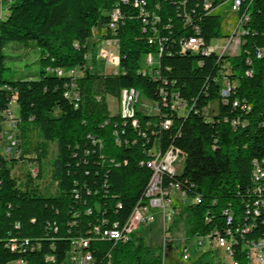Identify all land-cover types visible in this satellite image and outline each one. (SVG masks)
<instances>
[{"label":"trees","instance_id":"1","mask_svg":"<svg viewBox=\"0 0 264 264\" xmlns=\"http://www.w3.org/2000/svg\"><path fill=\"white\" fill-rule=\"evenodd\" d=\"M232 1L6 0L0 19V131L4 112L16 104L17 134L11 135L18 141L10 157L0 150V264H66L77 236L90 238L93 264H160L159 247L140 236L121 242L93 233L96 225H121L144 197L150 177L146 149L154 141L162 150L172 145L184 153L181 173L167 178L189 199H199L177 207L171 231L181 226L185 245L195 236L230 230L229 264H250L245 243L264 236V208L252 213V161L264 163V0H240L235 12ZM96 32L116 39V72L87 66L86 42ZM237 33V53L202 51L212 39ZM190 37L201 39L200 49L183 52L181 42ZM8 42H31L38 49L37 78H2ZM148 53L158 62L142 73L140 59ZM47 67L76 68L78 75ZM224 84L230 89L222 96ZM130 88L160 108L158 114L137 112V126L110 113L106 103V96L118 101L121 90ZM67 90L78 99L67 97ZM172 93L186 102L184 114L169 109ZM213 100L217 108L210 115ZM52 142L50 178L56 188L44 195L37 181ZM23 160L38 170L18 184L11 168ZM176 249L181 255V244ZM188 264L224 262L205 251Z\"/></svg>","mask_w":264,"mask_h":264},{"label":"built area","instance_id":"2","mask_svg":"<svg viewBox=\"0 0 264 264\" xmlns=\"http://www.w3.org/2000/svg\"><path fill=\"white\" fill-rule=\"evenodd\" d=\"M6 0H0V19L4 17V8ZM240 0H233L231 3L230 9L235 12L238 9ZM137 2H135V5ZM208 4H205L207 7ZM112 18L115 19L118 15V10L115 9L111 13ZM113 22L108 24V29L112 30ZM230 36L227 40L220 46V53H224L227 49L231 38ZM107 44H115L117 47V42L115 38H106ZM151 41V40H149ZM201 39L197 37H190L181 42V49L183 52H188V49H200ZM203 52L215 51V48L210 45L202 49ZM102 54L106 56L109 62L117 64L118 56L112 54L111 51H102ZM260 53H258V56ZM145 67L141 68L142 73H150L154 66L153 54L148 53L144 58ZM48 72H55L58 75H66L70 78H75L78 75L76 68H51L47 67ZM113 72H116L114 70ZM74 85V84H72ZM74 87V86H73ZM230 86L224 84L221 90V95L224 96L229 92ZM67 97L71 99H78L77 93L75 91L67 90L65 93ZM140 95L139 91L134 90H121L120 98L118 100L117 112L120 117L128 119L132 126H137V112L143 114H158L159 105L143 96L139 100ZM145 100V102L143 101ZM164 99V98H163ZM236 104V101L234 102ZM166 104V102H164ZM168 107L171 111L176 112L179 115H182L186 111V102L178 97L177 94L172 93L170 100L167 102ZM145 109L142 110L141 108ZM6 115L7 121L14 124L16 116L13 113H10V110L4 112ZM234 123V122H233ZM170 124V119L165 118L161 121V125L166 128ZM142 136H144V133ZM15 139L11 134L8 136V144L4 147V153H9L12 146L15 144ZM147 159L144 161L145 165L150 169V177L148 179L144 197L136 202L131 212L129 213L126 220L120 225L117 221L112 222L110 225L104 224V227H93V233L98 236L100 239H112L114 241H127L131 235L135 234V230L140 226H147L148 223L152 221L153 215L149 212L150 207H155L161 214L163 221V248L159 249L160 255H163L165 248L170 246L169 239L171 234L169 232L170 225L167 224V220L172 222L174 213L177 207H181L188 202L194 203L199 199L198 197H193L189 199L186 192L181 189L178 182L169 180L167 177L175 175L174 163L178 160L179 156L184 160V153L174 147L169 145L165 149H161L158 145V142L154 141L151 143L149 148L146 149ZM253 160L252 161V181H253V208L252 213L258 214L260 208H264V187L260 185L261 178L264 177V163ZM36 174L35 170H32ZM167 179V180H166ZM185 203V204H184ZM176 206V207H175ZM224 213L227 215V222L230 221V213L227 210H224ZM106 223V221L104 222ZM226 235H220L216 230L211 234L205 236H195L193 237V243L197 246H202L206 243L207 246L212 248L213 246H218L223 248V244H231L234 241V237L230 230H226ZM90 238L86 236H77L71 239L70 249L66 253V264H93V255L89 249ZM12 247H14L12 245ZM247 250V258L250 264H264V236L255 238L253 240L247 241L245 243ZM169 249V247L167 248ZM187 244L181 243V256L182 259L187 260L189 256L186 253ZM230 258V254H228ZM164 257V256H163ZM230 261V259H229ZM17 264H27L26 260L18 259L16 260ZM110 264V263H108ZM164 264V263H162Z\"/></svg>","mask_w":264,"mask_h":264},{"label":"rangeland","instance_id":"3","mask_svg":"<svg viewBox=\"0 0 264 264\" xmlns=\"http://www.w3.org/2000/svg\"><path fill=\"white\" fill-rule=\"evenodd\" d=\"M227 40V37L214 38L210 41V46L215 48L216 53H220V46L224 44ZM238 43L239 35L238 33L233 35L230 40V43L227 49L224 51L225 54L233 55L238 52ZM87 66L91 70H95L98 73L101 72H113L116 70L117 64L111 63L108 61L105 55L102 54V51H111L113 55L117 56V47L115 44H107V39L105 37H99L94 34L92 38L87 40ZM3 53L6 56L5 66L6 69L2 73V78L8 80L14 79H25V78H37L39 75V51L36 47L32 45L31 42H8L4 48ZM145 56H141L140 66L141 68L145 67L144 65ZM154 66L157 65L158 57L153 54ZM143 96H139L141 100ZM145 102V100L143 99ZM106 103L110 113H115L118 107V101L112 96H106ZM217 100H213L208 104V114L216 112ZM142 110L145 108L142 107ZM10 113L17 115V105L12 104L9 107ZM4 120L2 123V128L0 131V150L2 154H5L6 157H10V153H4V147L8 144V134H12L13 137L17 134L16 128L12 123H9L4 113ZM3 134V135H1ZM15 143H17L16 138ZM39 138H33V140H38ZM56 154V143H48V153L47 157L43 160L40 172L41 178L37 181L38 188L40 192L44 195L52 194L55 192V184L50 178V161ZM27 156H31L30 152ZM34 164H30L28 161H18L12 168L11 174L16 178L17 183L21 184L26 177V174L32 169L37 171L38 169L33 167ZM174 170L176 174H180L183 168L182 157L179 156L178 160L174 163ZM185 204V203H184ZM181 208V207H180ZM149 212L153 215L152 221L147 224V226H140L135 230V235L143 238L145 244L150 246H158L159 249L163 248V221L161 214L155 207H150ZM168 225H171L172 222L167 220ZM169 232L171 237L169 239L170 246L165 248L163 255H160V264H188L192 262L199 254L202 252H210V255L213 258L223 261L224 264H229V256L227 248L218 246H213L210 248L204 243L202 246L194 245L193 239L189 240L187 243L186 253L189 256V259L184 260L182 256L178 254L176 249L177 244H181L185 234L180 226L176 232L171 231L169 227ZM169 247V249H167ZM164 256V257H163ZM7 264H17L16 261H10Z\"/></svg>","mask_w":264,"mask_h":264},{"label":"bare ground","instance_id":"4","mask_svg":"<svg viewBox=\"0 0 264 264\" xmlns=\"http://www.w3.org/2000/svg\"><path fill=\"white\" fill-rule=\"evenodd\" d=\"M193 49H188V51H192ZM124 90H134L132 88L130 89H124ZM223 246H225L227 248V252H228V244H223Z\"/></svg>","mask_w":264,"mask_h":264}]
</instances>
